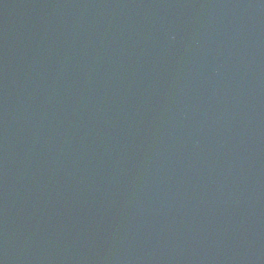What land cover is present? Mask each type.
<instances>
[{
    "label": "water",
    "instance_id": "obj_1",
    "mask_svg": "<svg viewBox=\"0 0 264 264\" xmlns=\"http://www.w3.org/2000/svg\"><path fill=\"white\" fill-rule=\"evenodd\" d=\"M0 264H264V0H0Z\"/></svg>",
    "mask_w": 264,
    "mask_h": 264
}]
</instances>
